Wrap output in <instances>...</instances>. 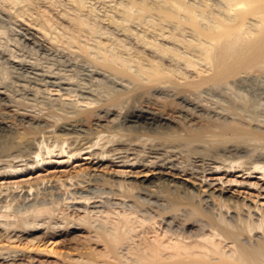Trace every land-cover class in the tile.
<instances>
[{
	"label": "bare ground",
	"instance_id": "6f19581e",
	"mask_svg": "<svg viewBox=\"0 0 264 264\" xmlns=\"http://www.w3.org/2000/svg\"><path fill=\"white\" fill-rule=\"evenodd\" d=\"M3 1L26 26L25 47L59 38L91 66L53 68L0 46V198L21 187L27 207L44 211L40 190L65 188L76 200L67 207L87 214L82 225L94 229L91 212L112 223L95 230L117 264H264V114L254 107L264 0ZM227 87L246 97L237 105ZM215 94L229 105L206 106ZM70 161L69 173L37 174ZM156 224L167 240L145 235Z\"/></svg>",
	"mask_w": 264,
	"mask_h": 264
},
{
	"label": "rangeland",
	"instance_id": "374dc122",
	"mask_svg": "<svg viewBox=\"0 0 264 264\" xmlns=\"http://www.w3.org/2000/svg\"><path fill=\"white\" fill-rule=\"evenodd\" d=\"M0 4V22L3 23H0V46L2 48L7 49L8 52H11V54H17L19 52V55L15 54L16 56L23 57V55L26 54L27 56H25L29 60L40 63L42 65L51 64L53 65V68H55L56 66L60 67L65 64H79L78 66L81 65L83 67L91 66V63L87 60L85 61V58L82 57V54L77 50L76 47H70L71 45L69 46L68 43H64V41H61L59 38H54L52 40L50 39V36L49 39L47 38L45 42H40V46L29 44L30 46L28 45L27 47H25L24 44H22L18 33H26V26L21 25L18 22L17 17L15 16L16 14L12 12L11 9L8 10V13H4L5 10L1 11L5 8V3L3 0H0ZM53 12L50 13L53 20L60 25H66V23L60 17L58 18V15L55 14L56 12ZM21 51L22 53L24 52L23 55ZM76 72L79 74V71ZM259 72H262L261 75H259ZM256 75H258L259 77ZM256 75L255 79L258 81V83H260L261 88L264 87V69L262 71H258ZM1 77L4 80L8 79L9 73L3 69L1 71ZM233 88L234 87H232V89L231 87H227L225 88V90L229 93V98H231V100L238 105L240 97H246V93L242 90ZM51 92L53 94H57L61 97V99L66 101L79 100V96L75 95V93H71L70 95L64 93L63 91L53 90ZM219 95L220 94L207 95L208 97L204 95L205 99L203 102L206 106L208 105L213 108H217L220 105L221 108L219 106L218 110H221L222 106H228L229 102L226 100V98H223V96ZM263 95L264 93L261 95V97H258L259 103L256 101L253 102L258 103V106H256L255 103L254 107L259 108V110L264 114ZM159 96L162 101L165 100V97H163V95ZM18 102L24 104V100H20ZM81 102L83 101L79 100V104H83ZM214 118L216 117H213L212 120L215 121L216 119ZM262 119H264V115L262 116ZM229 121H231V119H229ZM49 138L50 139L48 140L47 137H45V142L50 143L53 140V138ZM1 141L4 145H6L9 144L12 139L7 135L1 137ZM77 163L78 162L72 163V161H70L69 163L49 162L48 164L43 166V169H39L37 174L55 175L69 173V170L72 168V166L76 165ZM28 176L27 173L19 174L15 177L8 178L7 180L17 181L25 179ZM251 180L256 181V178H253ZM20 188L21 187L17 188L20 192H18L17 189L14 192L16 195H14V193H10L11 195L7 197L4 196L5 198L2 197L3 199L0 198V201L3 200L2 202H0V208L5 211L2 214L0 213V241H2L0 244L6 245L3 246V249H0V251L4 253L8 252L3 255L4 257L10 259V253L12 251L13 253L11 254L13 256L20 258V260L16 262L18 264H93V262L96 264L118 263L117 260H114L111 257H103L101 255L107 254V251L103 243H98L99 238L95 228L111 229L113 226L112 223H104V215L99 212H91L89 214L92 226L94 227V229H91L81 224L86 219V212L80 209H74L73 207H67V204L69 202H74L76 200H73L69 197V194L66 193L65 188L49 187L46 189L42 188L40 190L41 193L38 194V198L39 200H43L46 203L44 211H39L38 207H27V204L33 201L31 199L33 196H30L31 198L27 197L25 189L21 188L20 190ZM28 198L30 199L29 203H27L29 200ZM112 217L116 218L117 216L115 214H112ZM34 224L38 225V229L32 230V225ZM27 225L32 226V228ZM135 226L140 235L143 236L144 232L140 227V223H135ZM7 235L10 237H6ZM145 235L148 236V238L151 240H154L156 236L164 237L165 240L170 237V235L167 234L166 231L157 224L153 226V228L146 230ZM138 239L139 237H136V242H138ZM217 239H219V237H217ZM222 248L224 251L230 253L233 251V244L227 241H223ZM128 250L129 246H125L123 248V253L127 254ZM0 264H7V262L0 259Z\"/></svg>",
	"mask_w": 264,
	"mask_h": 264
}]
</instances>
